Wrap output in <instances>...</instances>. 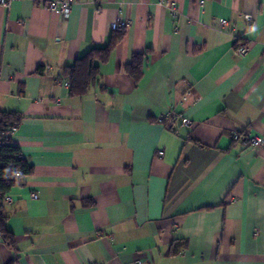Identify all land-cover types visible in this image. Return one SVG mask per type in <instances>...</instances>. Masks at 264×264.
<instances>
[{
    "label": "crops",
    "instance_id": "1",
    "mask_svg": "<svg viewBox=\"0 0 264 264\" xmlns=\"http://www.w3.org/2000/svg\"><path fill=\"white\" fill-rule=\"evenodd\" d=\"M119 19L99 84L71 96L54 76ZM169 109L192 126L158 123ZM0 111L22 115L10 141L33 167L6 193L0 264H264V153L232 137H264V0H78L67 18L14 0Z\"/></svg>",
    "mask_w": 264,
    "mask_h": 264
},
{
    "label": "trees",
    "instance_id": "2",
    "mask_svg": "<svg viewBox=\"0 0 264 264\" xmlns=\"http://www.w3.org/2000/svg\"><path fill=\"white\" fill-rule=\"evenodd\" d=\"M123 34L124 30L113 32L104 46L90 48L85 54L75 59L71 65L65 66L54 77L57 80L64 78L69 83V94L71 96H85L90 89L99 84L100 65L109 59L112 50L121 41ZM144 61V54H134L131 61L125 66L126 72L135 82L142 75ZM36 72L42 74L43 67L39 66ZM21 120L22 115L16 111H0V138L3 141L0 146V231L3 235V240L10 244L14 243L13 234L6 228L1 200L24 175H29L33 172L32 165L22 157L20 149L12 145L10 141L11 132ZM169 128H172V126L170 125ZM17 170L21 172V178L15 177ZM177 245V243L173 244L170 250L174 252Z\"/></svg>",
    "mask_w": 264,
    "mask_h": 264
},
{
    "label": "built area",
    "instance_id": "3",
    "mask_svg": "<svg viewBox=\"0 0 264 264\" xmlns=\"http://www.w3.org/2000/svg\"><path fill=\"white\" fill-rule=\"evenodd\" d=\"M14 0H0V7L4 9H8L11 2ZM78 0H38V2L41 4V6L53 13L58 14L62 18H67L71 9V6L73 3H75ZM92 2L99 6L101 3V0H92ZM162 2V0H159V3ZM202 3V1H201ZM169 13L172 18H176L179 15V10L176 5L173 3L168 5ZM128 23L125 20L119 19L118 21H114L111 23V29L112 30H118L121 31L127 27ZM218 28L220 30L226 31L229 28V21L227 19H221L218 23ZM236 51L240 55H244L247 53L248 48L247 45H239L236 49ZM55 80H57L55 78ZM65 85H69L67 81L64 82ZM182 101V99H181ZM179 120L180 124L185 127H191L193 122L190 118L182 117L181 114L175 112L173 109H169L166 112L159 115L156 119V121L160 124H167V123H173L175 121ZM232 137L234 140H243L245 143L248 144L249 147L254 149L257 152L264 153V137L259 135H245L244 137H241L237 131H233ZM2 139L0 138V146L2 144ZM15 177L21 178L22 174L19 170L16 171ZM37 195L35 193L31 194V198H36ZM12 201V198L5 194L1 200L2 205L3 204H9ZM3 241V235L0 231V242Z\"/></svg>",
    "mask_w": 264,
    "mask_h": 264
}]
</instances>
